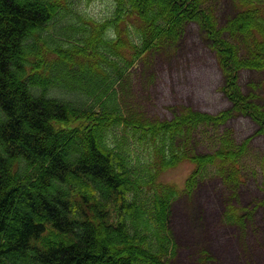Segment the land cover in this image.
<instances>
[{"label": "trees", "instance_id": "16d2710c", "mask_svg": "<svg viewBox=\"0 0 264 264\" xmlns=\"http://www.w3.org/2000/svg\"><path fill=\"white\" fill-rule=\"evenodd\" d=\"M94 1L0 0V264H169L173 202L211 172L244 181L247 143L223 127L246 116L264 136V106L239 82L264 72V0H234L223 28L210 0H108L101 20L85 13ZM187 23L217 58L231 107L125 114L121 81L155 52L176 54ZM181 165L182 186L162 180ZM261 189L264 211V163ZM249 215L228 205L223 220L242 227Z\"/></svg>", "mask_w": 264, "mask_h": 264}, {"label": "rangeland", "instance_id": "374dc122", "mask_svg": "<svg viewBox=\"0 0 264 264\" xmlns=\"http://www.w3.org/2000/svg\"><path fill=\"white\" fill-rule=\"evenodd\" d=\"M208 6L214 10L220 28L234 13V0H210ZM111 9L108 0H95L84 8L95 20L109 16ZM239 82L246 95H255L256 102L264 106V72L242 70ZM222 84L217 58L198 26L187 23L176 54L158 51L147 62H137L118 89L125 114L144 120H171L182 106L212 114L229 109L231 103L220 91ZM226 128L237 144L247 143L241 158L244 181L227 186L211 172L199 182L192 197L182 196L173 202L170 224L177 249L169 264H264V136L246 116L231 118ZM198 150L207 148L199 146ZM190 171L191 166L181 165L162 180L182 186ZM228 205L252 212L244 226L224 222ZM203 251L211 257L207 263L202 262Z\"/></svg>", "mask_w": 264, "mask_h": 264}]
</instances>
